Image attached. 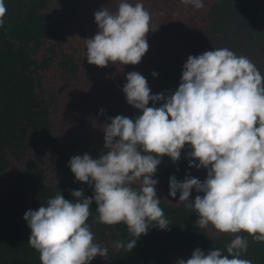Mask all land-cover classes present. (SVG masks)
Masks as SVG:
<instances>
[{
    "label": "clouds",
    "instance_id": "clouds-1",
    "mask_svg": "<svg viewBox=\"0 0 264 264\" xmlns=\"http://www.w3.org/2000/svg\"><path fill=\"white\" fill-rule=\"evenodd\" d=\"M180 2L195 9L205 6L204 0ZM6 11L5 0H0V27ZM94 18L98 31L85 39L89 64L141 62L152 30V15L141 0H118L115 11L102 7ZM126 81L122 91L138 114L108 117L110 122L102 127L104 151L95 158L84 153L69 160L76 181L92 187L93 195L70 190L69 200L59 191L24 213L31 229L28 244L39 252L41 264H91L97 256L109 255L95 241L89 223L93 202L95 221L127 226L132 239L117 241L118 249L131 251L150 224L167 230L170 224L154 176L164 156L179 161L186 146L191 148L189 168L206 169V178L201 181L189 173L181 181L172 175L169 195L179 193L177 203L194 210L199 229L212 225L220 233L236 235L226 245L227 254L216 247L207 253L197 247L177 264H252L241 258L248 240L239 233L264 242V74L248 57L215 47L188 56L172 93L153 94L137 71L128 72ZM193 189L198 193L194 199Z\"/></svg>",
    "mask_w": 264,
    "mask_h": 264
},
{
    "label": "trees",
    "instance_id": "trees-1",
    "mask_svg": "<svg viewBox=\"0 0 264 264\" xmlns=\"http://www.w3.org/2000/svg\"><path fill=\"white\" fill-rule=\"evenodd\" d=\"M225 1L204 0L205 6L195 9L180 0H141L152 15L148 52L136 65L99 67L88 63L85 39L98 31L94 13L108 6L115 11L118 0H5L0 27V264H41L39 252L28 244L31 229L24 213L59 191L69 200L70 190L93 195L92 187L76 181L69 160L84 153L99 156L108 117L115 111L134 114L122 91L126 74L141 73L151 92L159 93L188 56L197 54V36L209 30L212 13ZM76 121L83 126L68 143ZM40 148L47 150L43 162L36 156ZM189 173L201 181L207 175L203 168L172 167L166 180ZM162 186L157 185V195L170 226L161 230L150 224L131 251L115 247L117 241L132 239L127 226L95 221L93 202L89 223L95 241L109 255L97 256L91 264H177L197 247L205 253L216 247L227 254L226 245L236 234L220 233L212 225L199 229L194 210L177 203L179 195L171 197ZM197 194L193 189L191 198ZM239 234L248 240L241 258L264 264V242Z\"/></svg>",
    "mask_w": 264,
    "mask_h": 264
},
{
    "label": "rangeland",
    "instance_id": "rangeland-1",
    "mask_svg": "<svg viewBox=\"0 0 264 264\" xmlns=\"http://www.w3.org/2000/svg\"><path fill=\"white\" fill-rule=\"evenodd\" d=\"M197 39L196 55L215 47H227L237 55L248 57L264 74V0H226L212 13V23L209 30L199 34ZM181 76L182 70L178 71L174 79L169 76L159 93L169 94L174 92L181 82ZM160 103L162 102H158L157 106ZM149 106H152V102L149 103ZM138 112L139 110L135 109L134 114L130 116L121 111H115L110 116L125 115L134 118ZM82 126V122H75L68 135V143L78 137ZM189 151H191L190 146H186L182 150L180 160L176 162H173L168 156L162 158V162L154 176L159 180V186L163 185L169 189V179L167 181L166 178L169 175L170 168L189 167V159L187 158ZM36 156L39 162H43L47 157V150L40 148L36 152ZM174 175L181 181L185 178L184 174Z\"/></svg>",
    "mask_w": 264,
    "mask_h": 264
}]
</instances>
